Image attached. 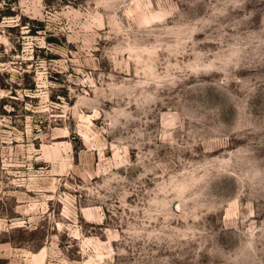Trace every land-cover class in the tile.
Here are the masks:
<instances>
[{
  "label": "clouds",
  "instance_id": "obj_1",
  "mask_svg": "<svg viewBox=\"0 0 264 264\" xmlns=\"http://www.w3.org/2000/svg\"><path fill=\"white\" fill-rule=\"evenodd\" d=\"M0 264H264V0H0Z\"/></svg>",
  "mask_w": 264,
  "mask_h": 264
}]
</instances>
